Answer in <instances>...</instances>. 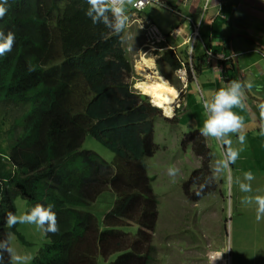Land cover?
I'll return each mask as SVG.
<instances>
[{"label": "trees", "instance_id": "1", "mask_svg": "<svg viewBox=\"0 0 264 264\" xmlns=\"http://www.w3.org/2000/svg\"><path fill=\"white\" fill-rule=\"evenodd\" d=\"M0 29L15 33L12 50L0 56V114L15 113L10 151L0 148V240L15 233L6 216L15 199L30 208L53 205L60 231L32 264H152L159 199L146 159L155 154V121L160 110L137 94L128 79L133 69L121 36L85 14L86 0H8ZM171 70L180 66L172 50L163 54ZM31 65V70L29 68ZM87 134L114 155L109 164L80 151ZM201 165L184 182L188 200L210 175L211 150L199 130L185 134ZM190 188L191 192H190ZM110 189L113 206L102 221L90 209ZM137 226L135 236L121 230ZM0 264H9L4 254Z\"/></svg>", "mask_w": 264, "mask_h": 264}, {"label": "rangeland", "instance_id": "2", "mask_svg": "<svg viewBox=\"0 0 264 264\" xmlns=\"http://www.w3.org/2000/svg\"><path fill=\"white\" fill-rule=\"evenodd\" d=\"M148 9L144 12L146 13ZM127 14L129 17L127 26L119 34L122 47L133 69L131 77L127 80L130 87L137 94L143 95L134 85L137 80L143 78L136 65L145 54L147 58L154 59L156 71L167 78L176 89L179 88L176 71L171 70L163 60V54L167 50L154 51L149 47L146 31L149 25L138 21L141 18L140 14L132 16L129 10ZM178 55L185 57V50H181ZM196 85V82L191 83L193 89ZM147 101L153 106L149 98ZM179 109H174L172 117H167L164 111L159 109L160 116L155 121L154 136L158 150L146 159L148 174L153 179L152 187L159 199L158 217L153 233V245L157 251L152 264H209L206 255L208 251L228 248L231 249L216 264H264V221L259 223L256 221L254 204L245 206L240 203L242 197L246 195H264V162L237 160L231 166L234 178H242L245 171L254 173L256 179L252 182V193H241L238 185L233 184L229 196L225 174L215 181L214 192L199 201L188 200L183 184L191 173L200 167L202 158L197 156L192 144L182 143L185 134H191L194 130L180 117V122L174 117ZM14 117L15 113L8 116L4 112L0 114V147L4 153L10 151L12 138L9 131L15 126ZM198 126V130L202 128L203 121L199 122ZM210 144L211 166L214 159L220 156L221 148L212 138ZM85 150L96 153L110 165L114 163V153L90 134L85 136L80 149ZM172 165L180 169L174 181L167 175V169ZM229 199L232 200L231 214L227 210ZM113 203V192L108 189L97 199L90 211L102 221L103 214L113 206ZM15 207L16 212L18 210L23 212L30 209V204L25 197L18 196L15 199ZM120 229L133 236L138 230L137 226ZM17 231L23 240L11 232L12 246L20 253L30 255L32 259L28 264H32L33 258L48 243V239L34 225H17ZM117 256L118 254H113L107 261L99 257L97 264H107L114 261Z\"/></svg>", "mask_w": 264, "mask_h": 264}, {"label": "clouds", "instance_id": "3", "mask_svg": "<svg viewBox=\"0 0 264 264\" xmlns=\"http://www.w3.org/2000/svg\"><path fill=\"white\" fill-rule=\"evenodd\" d=\"M140 2L141 0H86L88 7L85 14L91 19L93 25L103 24L106 28L119 34L127 26L129 6L137 7ZM7 5L8 0H0V19L6 16L8 12ZM131 12L133 11L131 10ZM139 13H135V15ZM14 44L15 33L12 30L5 32L3 29H0V56H4L10 52ZM149 66L155 69V62L150 61ZM29 68L31 70V65H29ZM137 70H140L139 65H137ZM178 71L181 73V79H184L183 70ZM134 87L142 94L154 97L151 103L154 107L163 108L164 115L168 117L173 115V109L170 106L176 101L180 93L158 71L146 75L144 80L137 82ZM252 87L251 82L245 83L241 80L233 79L219 89L209 91L207 94H201L199 97L205 117L203 127L199 129L200 135L205 138L214 139L221 148V154L218 158L214 159L213 164L210 166L211 174L204 178V182L195 191L197 197L201 196L207 187L212 185L217 179L225 176V174L229 196H231L233 184L238 185L241 193L247 194L253 192L252 182L256 179L254 173L252 171H245L242 178H234L231 169V166L240 158L243 145H245L247 139L245 118L237 111H234V109H239L240 112L248 109L247 92ZM166 105L168 107H165ZM257 108L261 121L259 134L264 136V101L259 102ZM5 114L8 116L11 113L5 112ZM233 136L236 138L235 141ZM234 144L239 146H234ZM179 173L180 169L175 165L169 166L167 169V175L173 178V181ZM227 203L228 213L231 214L232 200L229 199ZM240 203L245 206L254 204L256 221L258 223L264 221V195H246L242 197ZM52 209L53 205L51 204L44 206L37 203L23 212L19 210L16 213L9 211L6 216V225L8 228H13L16 225H34L45 235L49 233L57 234L60 228L57 215ZM230 249H213L208 251L206 255L209 264H216L217 261L223 259V256ZM5 253L8 254L9 264H28L32 259L30 255L20 253L12 246L11 233H8L3 240H0V261H3Z\"/></svg>", "mask_w": 264, "mask_h": 264}, {"label": "crops", "instance_id": "4", "mask_svg": "<svg viewBox=\"0 0 264 264\" xmlns=\"http://www.w3.org/2000/svg\"><path fill=\"white\" fill-rule=\"evenodd\" d=\"M164 1L181 15L169 8L154 5L140 12L138 21L156 26L165 35L179 26L182 35L168 40L170 45L177 46L179 52L188 51L186 39L191 31L188 19L201 22L200 39L193 53L196 74L189 79L182 107L174 117L178 122L181 118L193 130H198V123L205 118L199 99L200 90L202 94H207L233 79L251 82L253 87L247 92L248 109L244 112L234 109L244 116L247 127L246 143L238 160L264 162V136L259 134L261 121L257 108L258 103L264 101V0ZM132 16L135 13L132 12ZM207 49L226 55L236 54L226 62L223 80H219L217 73L205 63ZM195 82L197 85L193 89L191 83ZM177 87L178 90L181 88L180 81ZM233 139L235 141V136ZM205 140L209 147L210 138Z\"/></svg>", "mask_w": 264, "mask_h": 264}, {"label": "built area", "instance_id": "5", "mask_svg": "<svg viewBox=\"0 0 264 264\" xmlns=\"http://www.w3.org/2000/svg\"><path fill=\"white\" fill-rule=\"evenodd\" d=\"M161 6L165 8L171 9L174 13H176L178 16L181 15L178 11H175L173 8L169 7L164 0H141V2L138 4L137 7H131V10L133 13H138L143 11L147 6ZM190 24V34L188 38L186 39V43L188 44V51L186 52V56L182 57L179 56L177 46L170 45L168 43V40L173 38H177L182 35V32L180 30V27H176L174 30L170 31L167 35L161 33L159 29L150 24L147 28V37L148 41L150 43L149 47H152L154 51L159 50H172V52L177 55L179 58L181 66L176 70L175 75L177 79L181 83V88L178 90L180 93L178 97V102L174 105V109L181 108L182 107V99L185 97L188 82L191 77H195L196 74V65H195V58H194V50L195 47L200 39V29H201V22H194L191 19H188ZM153 38L152 40H150ZM155 38V39H154ZM236 56V54L226 55L223 52H216L211 49H207L205 53V63L211 67L215 73L218 75L219 80H223L225 77L226 72V62L230 60L232 57ZM178 70H183L182 74L184 75V79H181V73ZM200 90V89H199ZM201 90H200V96H201ZM179 105V106H177Z\"/></svg>", "mask_w": 264, "mask_h": 264}, {"label": "bare ground", "instance_id": "6", "mask_svg": "<svg viewBox=\"0 0 264 264\" xmlns=\"http://www.w3.org/2000/svg\"><path fill=\"white\" fill-rule=\"evenodd\" d=\"M150 61H154V59L153 58H147V56L145 55V54H143L142 56H141V59H139L138 61H137V65H139L140 66V70H138V72L143 76V78L142 79H140V80H137L136 81V83L137 82H139V81H142V80H144V78H145V76L146 75H149V74H153V73H155L156 72V68L155 69H153L152 67H150L149 66V62ZM155 62V61H154ZM137 65H136V67H137ZM160 74V73H159ZM161 75V74H160ZM163 78H165L163 75H161ZM166 80H168L167 78H165ZM169 81V80H168ZM135 83V84H136ZM170 83V82H169ZM176 89V88H175ZM177 90V89H176ZM141 93V92H140ZM143 95H145V94H143ZM147 98H149L150 99V101L154 98V97H151L150 95H145ZM178 102V98L176 99V101L170 106L172 109H173V112H174V105L176 104ZM165 107H168L167 105L165 106ZM157 108H159V107H157ZM159 109H162L163 111H164V109L163 108H159ZM173 116V115H172ZM171 116V117H172ZM168 117V116H167Z\"/></svg>", "mask_w": 264, "mask_h": 264}]
</instances>
